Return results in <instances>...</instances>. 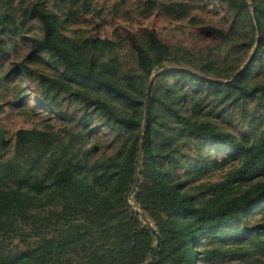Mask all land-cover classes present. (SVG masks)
I'll list each match as a JSON object with an SVG mask.
<instances>
[{"label": "rangeland", "instance_id": "1", "mask_svg": "<svg viewBox=\"0 0 264 264\" xmlns=\"http://www.w3.org/2000/svg\"><path fill=\"white\" fill-rule=\"evenodd\" d=\"M45 6L65 19L53 40L86 77L70 73L56 56L37 49L35 42L43 31L35 8ZM253 13L264 25V0H0V178L22 185L20 178L27 174L41 189L66 162L84 165L86 150L91 151L88 164H94L120 160L136 146L130 140L131 131L104 125L92 107L83 111L77 102V93L110 97L105 83L140 98L144 110L150 101L156 109L160 99L197 126H206L213 134L227 132L248 148L254 147L264 129V105L248 98L239 107L225 108L195 80L229 85L255 51L249 72L240 79L241 71L236 81L264 86V35L251 31ZM148 32L167 49L160 65L153 64L144 74L136 65L129 36ZM95 38L106 42L95 48ZM119 109L124 110L120 115L131 112L123 105ZM166 112L164 118L172 123L162 133L165 157L161 163L169 169L170 180H178L191 193L195 204L238 198L264 183V169H259L264 162L241 169L242 161L230 159L220 140L180 133L181 125ZM144 128L145 119L136 130L140 138ZM18 131H36L41 136L38 141H26ZM140 144L126 203L140 224L146 229L150 224L159 237L157 227L166 218L144 214L136 205L141 173L147 169L146 152ZM32 186L20 190L29 198L33 214L45 225L55 224L52 215L59 211L58 199L50 192L40 194ZM12 243L9 248L13 251L28 252L36 246L35 241ZM200 250L207 255L204 264H264V203L234 226L199 237L197 264H201Z\"/></svg>", "mask_w": 264, "mask_h": 264}, {"label": "trees", "instance_id": "2", "mask_svg": "<svg viewBox=\"0 0 264 264\" xmlns=\"http://www.w3.org/2000/svg\"><path fill=\"white\" fill-rule=\"evenodd\" d=\"M35 11L43 31L42 38L35 42L37 49L56 56L70 73L86 77L68 52L53 40L65 19L46 6L37 7ZM237 12L234 10V14ZM236 22H232L231 27ZM257 23L258 28L250 26V29L260 31L263 36L264 25L260 20ZM105 42L95 38L93 46L98 48ZM129 43L136 65L144 74L150 72L153 64L160 65L162 54L167 49L150 32L141 37L130 35ZM249 66L242 71L240 79L249 72ZM18 68L24 66L19 65ZM94 79L102 83L101 78L95 76ZM195 80L208 88L212 100L224 103L225 108L230 105L239 107L248 98H256L264 105V86H248L237 79L229 85ZM103 85L112 93L110 97L77 93V102L83 111L92 107L104 125L131 131L130 140L137 145L132 146L120 160L110 158L94 164H88L91 151L86 150L84 165L66 162L50 178L49 185L45 188L40 186L41 189L37 188L38 182L33 176L24 173L20 178L22 185L0 178V264H146L154 250L153 236L126 203V196L135 180L137 162L134 159L140 141V149L146 152L147 169L141 173L142 180L136 194L137 208L144 214L166 218L157 227L160 244L152 264H197L195 247L199 237L216 234V230L224 226H234L244 215L263 205L264 183H258L253 190L238 198L217 199L210 205L195 204L194 197L178 180H170V171L162 165L161 159L165 157L162 133L172 123L164 118L166 108L173 121L181 125L180 133L186 132L187 136L199 139L210 137L220 140L223 148L229 150L230 159L242 161L241 169H252L259 161L264 162V129L257 144L248 148L227 132L213 134L208 127L197 126L160 99L156 100L160 104L156 109L150 101L144 110L140 98L108 83ZM120 105L131 112L120 115V111H124L119 109ZM143 119L145 128L140 138L136 130L140 129ZM17 134L31 142L38 141L41 136L36 131H18ZM259 167L264 169V164ZM31 184L32 189H38L40 194L50 192L58 199L59 211L52 215L55 224L45 225L44 220L33 214L29 198L20 190L21 186ZM110 223L112 226L107 227ZM15 241H35L36 246L28 252L10 250ZM199 254L198 262H207V255L202 250Z\"/></svg>", "mask_w": 264, "mask_h": 264}, {"label": "water", "instance_id": "3", "mask_svg": "<svg viewBox=\"0 0 264 264\" xmlns=\"http://www.w3.org/2000/svg\"><path fill=\"white\" fill-rule=\"evenodd\" d=\"M253 18H254L255 26H256V28H258L257 21H256V18H255L254 13H253ZM254 53H255V51L252 52L251 56L249 57L248 61L246 62L244 68L241 69V71H243L244 69H246V68L248 67V65L250 64V62H251V60H252V58H253V56H254ZM241 71H240V72H241ZM240 72L234 74L233 77L231 78V80H230L227 84H233V83L235 82V80L237 79V77H238V75H239ZM128 207L130 208V206H128ZM146 227H147V228L150 230V232L155 236V247H154V250H153V253H152L151 259H150L149 262L147 263V264H151L152 261H153V259H154L155 254H156V252H157V249H158V245H159V237H158L156 231L150 226V224L147 223V224H146Z\"/></svg>", "mask_w": 264, "mask_h": 264}]
</instances>
